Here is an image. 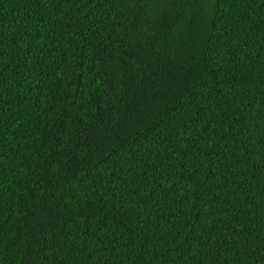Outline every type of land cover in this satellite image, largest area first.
Instances as JSON below:
<instances>
[{
	"label": "trees",
	"instance_id": "obj_1",
	"mask_svg": "<svg viewBox=\"0 0 264 264\" xmlns=\"http://www.w3.org/2000/svg\"><path fill=\"white\" fill-rule=\"evenodd\" d=\"M0 264H264V0H0Z\"/></svg>",
	"mask_w": 264,
	"mask_h": 264
}]
</instances>
